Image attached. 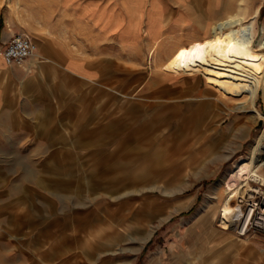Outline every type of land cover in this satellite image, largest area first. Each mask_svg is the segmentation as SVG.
<instances>
[{
	"label": "rangeland",
	"instance_id": "obj_1",
	"mask_svg": "<svg viewBox=\"0 0 264 264\" xmlns=\"http://www.w3.org/2000/svg\"><path fill=\"white\" fill-rule=\"evenodd\" d=\"M19 1L0 0V12ZM177 1L179 31L160 45L117 56L104 81L82 84L58 73L50 100L45 86L50 117L37 101L29 143L50 148L13 163L14 184H26L29 193L14 187L12 204L5 199L0 264H264V235L240 236L221 221V212L232 210L223 180L264 123L254 120L247 95L226 96L203 76L172 69L215 23L223 32L253 23L259 43L264 0ZM143 2L120 0L115 23L128 16L131 27L139 26ZM156 22L153 2L148 31ZM175 43L181 45L172 53ZM257 104L264 112L263 92ZM250 193L231 202L237 221Z\"/></svg>",
	"mask_w": 264,
	"mask_h": 264
},
{
	"label": "crops",
	"instance_id": "obj_2",
	"mask_svg": "<svg viewBox=\"0 0 264 264\" xmlns=\"http://www.w3.org/2000/svg\"><path fill=\"white\" fill-rule=\"evenodd\" d=\"M153 2L159 5L160 22L159 25L156 22L150 32L147 19ZM116 6L122 8L120 0H20L14 9L0 12L1 245L5 239V199L9 201L7 205L12 204L10 198L18 194L12 191L14 187L19 193L20 190L23 194L29 193L26 184L13 182L19 177L18 170L13 169L14 161H19L22 153L29 158L28 155L32 157L36 153L44 155L45 149L50 148L47 143H29L31 132L34 137L30 117L36 112L37 101L43 107L41 114L50 117L45 86L48 85L50 100V85L58 82L55 81L58 73L82 84L104 81L103 70L115 67L113 63L117 56L125 58L128 52H147L156 41L160 45L167 35L179 31L174 24V18L181 10L177 0H144L140 8L143 18L137 27L130 26L128 16L117 25ZM158 26L159 33H156ZM18 34L29 35L37 43L38 51L23 67H9L2 50ZM180 45L175 43L171 47L172 53ZM70 64L75 65V70L68 69Z\"/></svg>",
	"mask_w": 264,
	"mask_h": 264
},
{
	"label": "bare ground",
	"instance_id": "obj_3",
	"mask_svg": "<svg viewBox=\"0 0 264 264\" xmlns=\"http://www.w3.org/2000/svg\"><path fill=\"white\" fill-rule=\"evenodd\" d=\"M237 19L238 16L234 17V21ZM256 20L257 16L253 18L254 22ZM253 28V23L242 24L239 28L223 32L219 23L213 24L205 40L185 48L179 54L172 69L175 75H189L193 78L203 76L208 85L226 96L247 95V107L254 120L264 123V112L257 104L260 93L263 92L264 96V36L255 44L256 34ZM249 180L264 186V125L251 144L248 155L242 158L236 169L230 171L223 180L228 191H231L226 204L232 210L222 211L221 221L237 226L240 231L245 230L251 210L247 209L246 214L237 221L235 218L238 212L231 207V202L253 189L248 183Z\"/></svg>",
	"mask_w": 264,
	"mask_h": 264
},
{
	"label": "built area",
	"instance_id": "obj_4",
	"mask_svg": "<svg viewBox=\"0 0 264 264\" xmlns=\"http://www.w3.org/2000/svg\"><path fill=\"white\" fill-rule=\"evenodd\" d=\"M38 51L37 43L27 34H18L14 36L10 43L2 50L4 61L9 67L21 68L25 63L35 57ZM250 202L246 209L251 210L250 219L244 231L236 232L240 236L249 233H260L264 235V189L263 186L253 188L250 191ZM237 199V198H236Z\"/></svg>",
	"mask_w": 264,
	"mask_h": 264
}]
</instances>
